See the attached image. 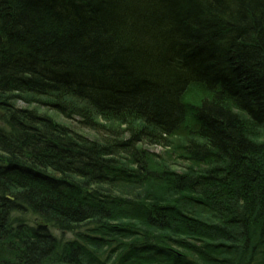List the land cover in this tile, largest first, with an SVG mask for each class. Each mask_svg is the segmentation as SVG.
I'll list each match as a JSON object with an SVG mask.
<instances>
[{
  "label": "trees",
  "instance_id": "16d2710c",
  "mask_svg": "<svg viewBox=\"0 0 264 264\" xmlns=\"http://www.w3.org/2000/svg\"><path fill=\"white\" fill-rule=\"evenodd\" d=\"M0 264H264V0H0Z\"/></svg>",
  "mask_w": 264,
  "mask_h": 264
},
{
  "label": "rangeland",
  "instance_id": "374dc122",
  "mask_svg": "<svg viewBox=\"0 0 264 264\" xmlns=\"http://www.w3.org/2000/svg\"><path fill=\"white\" fill-rule=\"evenodd\" d=\"M155 151H157V150H155ZM54 235L56 234L58 237L60 236V234L59 233H57V232H55V231H51ZM65 239H71L72 238V236L70 235V234H67V235H64L63 236Z\"/></svg>",
  "mask_w": 264,
  "mask_h": 264
}]
</instances>
